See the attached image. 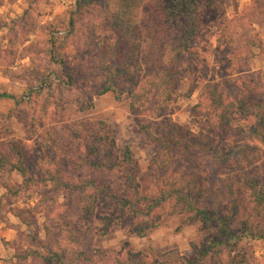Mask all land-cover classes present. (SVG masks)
Returning <instances> with one entry per match:
<instances>
[{"label": "rangeland", "instance_id": "374dc122", "mask_svg": "<svg viewBox=\"0 0 264 264\" xmlns=\"http://www.w3.org/2000/svg\"><path fill=\"white\" fill-rule=\"evenodd\" d=\"M104 9L102 2L77 9L76 0H0V94L15 97L0 96V155L11 156L10 140L16 139L25 149L29 170L36 174L30 181L24 180L8 164L0 166V264H59L56 259L47 260L52 251L65 252L67 264H130L131 257L144 264H181L185 256L196 259L198 248L219 235L215 227L207 228L200 220L185 221L186 216L175 213L170 202L154 212L152 221L156 224L144 236L130 230L132 225L144 223L141 216L138 220L132 215L122 218L103 234L99 228L104 226L105 216L119 213L117 199L111 198L112 191L102 192L97 208L84 219L77 194L64 186L56 187L52 181L48 169L55 172L60 168L72 180L91 176L92 170L87 165H75L77 154L61 156L53 140L59 134L63 139L60 147L72 151L68 126L89 119L98 128L106 125L121 149L131 147L145 190L153 193L163 187L168 191L178 179L177 170L187 171L185 166L189 167L188 173L195 171L198 175H187L177 183L184 185L191 178L196 182H191L190 188L201 186L203 167L191 165V162L197 165L191 153L176 158L174 165L171 156L155 166L152 164L156 146L140 126L152 121L154 95L144 96L146 105L139 113L132 111L127 91L120 99L113 92L96 95L98 83L104 77L102 58L113 56L107 41L110 25ZM200 13L202 23L194 39L200 57L193 72L194 81L185 79L179 83L175 102H164L162 96L156 114L159 119H172L195 134L204 133L221 141L220 136L209 133V101L201 98L202 90L211 81L223 83L228 77L238 76V71L230 72L233 74L229 76L220 67L224 55L228 65L232 64L231 70L240 67L248 70L242 74L244 77H253L259 84L264 82V0H215L211 7H201ZM141 18L149 21L139 11ZM57 37V51L64 62L51 56L50 39ZM142 72V77L152 79L150 67L145 65ZM68 74L73 76V82ZM195 77L199 79L196 81ZM149 79L136 86L140 93L150 86ZM50 80L52 86L43 87L45 90L39 94L32 93ZM222 88L229 97L258 96V91L248 87L223 83ZM162 125L161 132L168 128L175 133L173 126ZM41 143L48 148L40 149ZM259 146L260 150L250 152L247 160L234 162L223 178L236 185L241 174H250L255 169L263 171L264 143ZM58 154L59 158L53 157ZM108 180L113 192L125 189L116 177ZM241 189L237 188L236 195L243 211L240 217L246 214L247 202ZM225 199L234 201L222 192L220 200ZM214 200L212 196L204 202L212 205ZM220 207L232 209L231 204L228 208L226 204ZM71 230L80 231L76 239L67 236ZM241 242L249 256L248 263L264 264V241L245 238ZM231 257L224 251L208 261L205 259L204 264H226Z\"/></svg>", "mask_w": 264, "mask_h": 264}, {"label": "trees", "instance_id": "16d2710c", "mask_svg": "<svg viewBox=\"0 0 264 264\" xmlns=\"http://www.w3.org/2000/svg\"><path fill=\"white\" fill-rule=\"evenodd\" d=\"M99 2L106 8L104 10L110 25L107 41L113 49V56H109L107 60L102 58L101 69L104 77L98 83L96 95L113 92L116 98L120 99L124 91H127L131 98L132 111L135 113H139L146 105L144 96L154 95L151 110L155 113L151 117L152 121L140 126V130H143L156 146L152 164L155 166L171 156L174 165L178 161H175L176 158H180L186 152L191 153L194 155V162H197V165L193 162L191 165L197 169L203 167L201 186L197 189L190 188L191 182H196L191 178L184 185L177 183L178 179H185L187 175H198L195 171L188 173L189 167L185 166L187 171L183 173L180 168L177 170L178 179L170 184L168 191H164L163 187L153 193L145 190L131 147L125 146L121 149L115 137L106 125H103V121H97L99 125H103L98 128L95 121L89 119L68 126L70 136L68 139L72 140L74 145L72 151L60 147L63 139L59 134L55 135L53 140L60 149L61 156L70 152L73 155L77 154L75 165L79 167L87 165L92 170L91 176L72 180L66 178L60 168L55 172L48 169L52 181L56 187L64 186L77 194L82 206L79 212L84 219H88L97 208L99 200L102 199L101 193L112 191L111 198L117 199V210L122 213L105 216V224L99 228L103 234L108 233L111 227L121 222L119 220L122 218L132 215L138 220L141 216L144 223L138 221L139 225H132L130 230L144 236L148 228L156 224L152 221L154 212L170 202L175 213L186 216L185 221L200 220L207 228L215 227L219 234L204 242L203 246L199 248L197 246L196 259L185 256L181 264H204L205 259L208 261L224 251L232 256L226 264H250L249 256L240 244L245 238L264 241V170L255 169L250 174H241L236 185L229 183L223 176L228 173L234 162L247 160L249 153L258 152L259 144L264 143V82L259 84L253 77H244L242 74L248 70L240 67L238 70L236 67L231 70L232 64L228 65L225 55L222 61L220 60L222 64L220 67L225 73L229 72V76L233 74L230 72L238 71L237 77L226 78L224 84L258 91L256 99H249L239 95L229 97L222 88L223 83L220 82L211 81L203 87L201 98H207L209 101L207 112V119L210 120L209 133L220 136L221 141L212 139L204 133L195 134L174 123L172 119L168 121L167 118L159 119L156 111L161 106L162 96L164 102H175L179 83L185 79L194 81L193 72H196L199 64L197 58L200 57L199 45L194 41L202 23L200 9L203 6L211 7L215 0H76V6L79 9ZM139 11L143 12L148 22L143 18L139 19ZM50 40L52 58L64 62V57L61 58L60 52L57 51L58 37ZM145 65L151 69V80L142 77ZM92 70L95 72L96 68ZM68 79L73 82L72 75L68 74ZM148 79L150 86L146 92L140 93L136 86ZM198 79L199 77H195L196 81ZM47 85L52 86L53 82L50 80L41 84L33 89L32 93H41L45 90L42 88ZM0 96L15 98L9 93H1ZM93 100V97L90 98L91 106L94 104ZM80 107L84 108L82 105ZM161 123L165 128L173 126L175 133L168 128L166 132H161L159 130ZM167 138L172 141H168ZM10 145L13 154L9 157L0 155V166L8 164L20 172L24 180L30 181L36 174L27 166L24 147L22 148L16 139L10 140ZM43 147L45 150L48 148L41 143L40 149ZM59 156L58 154L53 157ZM211 176H214L213 182ZM113 177L125 187L119 193L113 192L111 188L108 179ZM238 187L242 188L247 198L246 214L242 217L240 214L243 211L236 199ZM222 192L227 193L230 199H234L233 203L226 199L222 202L220 200ZM212 196L215 198L214 203L206 205L205 199ZM225 204L227 208L231 204L232 209L222 210L220 206ZM238 217L242 219H237ZM79 232L71 230L67 236L73 240L77 238ZM55 259L59 264H67L65 252L52 251L47 260ZM129 261L130 264H144L133 257Z\"/></svg>", "mask_w": 264, "mask_h": 264}]
</instances>
